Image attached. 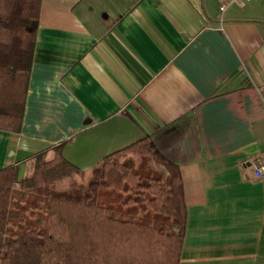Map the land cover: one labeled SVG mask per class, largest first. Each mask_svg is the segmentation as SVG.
<instances>
[{
    "label": "crops",
    "instance_id": "crops-1",
    "mask_svg": "<svg viewBox=\"0 0 264 264\" xmlns=\"http://www.w3.org/2000/svg\"><path fill=\"white\" fill-rule=\"evenodd\" d=\"M40 0L22 127L0 169L62 144L89 177L149 136L177 164L178 264H264V0Z\"/></svg>",
    "mask_w": 264,
    "mask_h": 264
},
{
    "label": "trees",
    "instance_id": "trees-1",
    "mask_svg": "<svg viewBox=\"0 0 264 264\" xmlns=\"http://www.w3.org/2000/svg\"><path fill=\"white\" fill-rule=\"evenodd\" d=\"M40 0H0V129L19 132ZM62 153L0 169V264H178L186 220L177 164L149 137L106 154L85 185Z\"/></svg>",
    "mask_w": 264,
    "mask_h": 264
},
{
    "label": "built area",
    "instance_id": "built-area-1",
    "mask_svg": "<svg viewBox=\"0 0 264 264\" xmlns=\"http://www.w3.org/2000/svg\"><path fill=\"white\" fill-rule=\"evenodd\" d=\"M245 1H252V0H219L218 10L222 14L223 11L231 4L237 3L241 4ZM252 174L254 178H264V160L257 161L252 169Z\"/></svg>",
    "mask_w": 264,
    "mask_h": 264
},
{
    "label": "rangeland",
    "instance_id": "rangeland-1",
    "mask_svg": "<svg viewBox=\"0 0 264 264\" xmlns=\"http://www.w3.org/2000/svg\"><path fill=\"white\" fill-rule=\"evenodd\" d=\"M90 174V173H89ZM88 177L86 176H79V175H72L70 177H67L63 180H59L55 183V187L58 190H66L69 189L73 186V183H77L76 186L79 185H85L86 181H87Z\"/></svg>",
    "mask_w": 264,
    "mask_h": 264
}]
</instances>
